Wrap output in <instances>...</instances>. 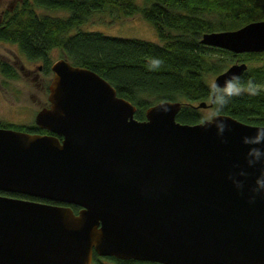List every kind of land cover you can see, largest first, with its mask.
Instances as JSON below:
<instances>
[{
  "label": "water",
  "instance_id": "1",
  "mask_svg": "<svg viewBox=\"0 0 264 264\" xmlns=\"http://www.w3.org/2000/svg\"><path fill=\"white\" fill-rule=\"evenodd\" d=\"M200 40L262 51L264 19ZM247 65L216 73L212 97ZM51 68L50 105L34 120L56 134L0 126V264H90L93 250L163 264L264 263V124L223 112L182 122L171 99L140 119L95 70L63 56Z\"/></svg>",
  "mask_w": 264,
  "mask_h": 264
},
{
  "label": "trees",
  "instance_id": "2",
  "mask_svg": "<svg viewBox=\"0 0 264 264\" xmlns=\"http://www.w3.org/2000/svg\"><path fill=\"white\" fill-rule=\"evenodd\" d=\"M106 5L125 15L140 14L161 42L99 30L70 31ZM40 7L65 9L68 14L40 13ZM258 19H264V0H20L1 14L0 40L15 42L26 56L45 61L49 50L59 47L70 62L109 80L117 94L136 105L134 115L140 119L150 104L171 99L181 101L177 120L200 121L205 116L197 102L212 98L214 112L264 124V50L233 52L200 40L204 32L234 29ZM241 60L260 63L248 64L231 87L217 88L212 97L208 75ZM0 68L16 76L12 66L3 63Z\"/></svg>",
  "mask_w": 264,
  "mask_h": 264
},
{
  "label": "rangeland",
  "instance_id": "3",
  "mask_svg": "<svg viewBox=\"0 0 264 264\" xmlns=\"http://www.w3.org/2000/svg\"><path fill=\"white\" fill-rule=\"evenodd\" d=\"M142 3L143 0H136ZM20 0H0V14L6 9L11 10ZM2 11V12H1ZM40 13H48L51 15H67L68 10L65 9H50L40 7L37 8ZM76 29L84 30H99L106 34L117 36H133L140 37L156 42H161L157 36L154 26L140 14L125 15L121 9L115 6L106 5L103 9L94 10L91 15L71 28V32ZM16 51L19 53L22 61L33 67L31 75L18 76L17 80H7L0 74V120L1 121H16L30 122L33 120L36 110L46 104L47 93L45 85L48 78L42 80V73L36 77L37 66L35 63L40 61L30 60L26 56L20 54V49L15 42L4 41L0 43V53L13 54ZM22 53V52H21ZM49 62L62 57L63 52L59 47H52L48 53ZM248 64L260 63L258 60H249ZM215 74L208 75V80L211 83ZM51 75L49 76V78ZM264 87V85H261ZM231 87V85L229 86ZM208 103V102H207ZM205 117H210L214 112L210 105L201 107Z\"/></svg>",
  "mask_w": 264,
  "mask_h": 264
},
{
  "label": "flooded vegetation",
  "instance_id": "4",
  "mask_svg": "<svg viewBox=\"0 0 264 264\" xmlns=\"http://www.w3.org/2000/svg\"><path fill=\"white\" fill-rule=\"evenodd\" d=\"M1 14H0V16H1ZM4 41L7 42L8 40H0V43L4 42ZM20 54L26 56L24 53L20 52ZM15 55L20 57L19 53L16 51H14L13 54L0 53V64H3V63L7 64L9 66H12L16 70V76H9V75H6L5 73H3V71L0 68V74L2 75V77H4L7 80H17L19 78L18 76H20V74H21V76H27V75H31L32 71H33L32 66L26 65L22 61L21 58H16ZM26 57L32 61H34V60L40 61L38 63H35L37 66V70H36V77H34V78L38 79L39 73H42V75H41L42 80H44L45 78H48V82L45 85V90L47 93V100H46V104L43 105L42 107L49 106L50 105V102L48 100L49 84H50L51 78L53 76V70L51 68V64L54 60L49 62V61H45L43 58H30L28 56H26ZM50 75H51V77L49 78ZM38 110H36V112ZM36 112H35V114H36ZM35 114H34L33 120L30 122H16V121H10V120H7V121H1L0 120V126L11 127V128H15V129H21V130L29 131L32 133L56 134L55 132L49 130L48 128L41 127L38 124H36L35 120H34ZM11 124H22V125L30 126L31 128L30 129L29 128H18V127H15L14 125H11ZM58 137L62 138V136H60V135H58ZM12 194L22 196V197L24 196L27 198L39 199V200H43V201L55 202L54 200L43 199V198H39V197H33V196L25 195V194H18V193H12ZM55 203H57V202H55ZM70 206L76 212L80 208L79 206H77L75 204H70ZM90 264H163V263L156 261V260H152V259H146V258H135V257L123 258V257L114 256V255H103V254H99L95 250H93Z\"/></svg>",
  "mask_w": 264,
  "mask_h": 264
},
{
  "label": "bare ground",
  "instance_id": "5",
  "mask_svg": "<svg viewBox=\"0 0 264 264\" xmlns=\"http://www.w3.org/2000/svg\"><path fill=\"white\" fill-rule=\"evenodd\" d=\"M24 197V196H23Z\"/></svg>",
  "mask_w": 264,
  "mask_h": 264
}]
</instances>
